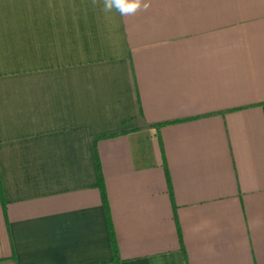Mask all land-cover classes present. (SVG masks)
I'll list each match as a JSON object with an SVG mask.
<instances>
[{"label":"crops","instance_id":"obj_1","mask_svg":"<svg viewBox=\"0 0 264 264\" xmlns=\"http://www.w3.org/2000/svg\"><path fill=\"white\" fill-rule=\"evenodd\" d=\"M149 2L0 0V264H264V0Z\"/></svg>","mask_w":264,"mask_h":264},{"label":"clouds","instance_id":"obj_2","mask_svg":"<svg viewBox=\"0 0 264 264\" xmlns=\"http://www.w3.org/2000/svg\"><path fill=\"white\" fill-rule=\"evenodd\" d=\"M93 8H100L105 14L121 17L134 16L149 9V0H91Z\"/></svg>","mask_w":264,"mask_h":264},{"label":"trees","instance_id":"obj_3","mask_svg":"<svg viewBox=\"0 0 264 264\" xmlns=\"http://www.w3.org/2000/svg\"><path fill=\"white\" fill-rule=\"evenodd\" d=\"M126 130H121L120 132H125ZM118 133V132H117ZM116 133H111L110 135H114ZM106 135H101L99 137H105ZM97 138H95L93 141H95ZM95 153V152H94ZM95 165H96V168H97V174H98V183L97 185L99 186V189H100V192H101V197H102V201H103V204L106 208V205H107V200H106V194H105V189H104V185H103V181H102V178H101V174H100V170H99V166H98V163L95 162ZM112 250H113V260H116V257H117V249H116V245L114 243V241H112Z\"/></svg>","mask_w":264,"mask_h":264}]
</instances>
